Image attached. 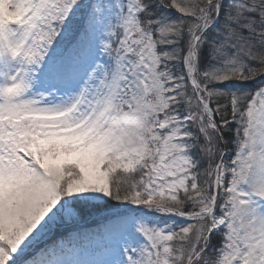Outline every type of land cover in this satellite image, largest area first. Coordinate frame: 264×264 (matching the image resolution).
I'll return each instance as SVG.
<instances>
[{
	"label": "snow or ice",
	"instance_id": "1",
	"mask_svg": "<svg viewBox=\"0 0 264 264\" xmlns=\"http://www.w3.org/2000/svg\"><path fill=\"white\" fill-rule=\"evenodd\" d=\"M0 264H264V0H0Z\"/></svg>",
	"mask_w": 264,
	"mask_h": 264
}]
</instances>
